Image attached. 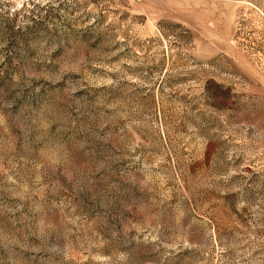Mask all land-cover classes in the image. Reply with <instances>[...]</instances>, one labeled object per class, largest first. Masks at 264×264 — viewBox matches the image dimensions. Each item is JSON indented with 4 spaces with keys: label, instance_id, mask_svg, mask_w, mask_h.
Returning <instances> with one entry per match:
<instances>
[{
    "label": "rangeland",
    "instance_id": "obj_1",
    "mask_svg": "<svg viewBox=\"0 0 264 264\" xmlns=\"http://www.w3.org/2000/svg\"><path fill=\"white\" fill-rule=\"evenodd\" d=\"M0 264H264V0H0Z\"/></svg>",
    "mask_w": 264,
    "mask_h": 264
}]
</instances>
